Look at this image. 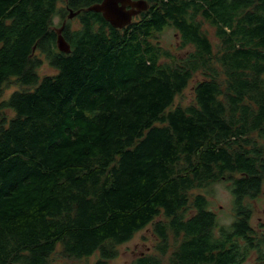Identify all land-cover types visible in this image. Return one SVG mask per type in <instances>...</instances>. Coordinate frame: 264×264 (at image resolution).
Here are the masks:
<instances>
[{
	"label": "trees",
	"instance_id": "1",
	"mask_svg": "<svg viewBox=\"0 0 264 264\" xmlns=\"http://www.w3.org/2000/svg\"><path fill=\"white\" fill-rule=\"evenodd\" d=\"M145 1L119 30L84 11L101 0H0V264H109L148 227L155 252L132 264H264L251 226L264 193V0ZM168 29L181 56L160 45ZM43 61L53 75H38ZM190 85L191 102L175 104ZM221 181L225 226L206 196Z\"/></svg>",
	"mask_w": 264,
	"mask_h": 264
},
{
	"label": "rangeland",
	"instance_id": "2",
	"mask_svg": "<svg viewBox=\"0 0 264 264\" xmlns=\"http://www.w3.org/2000/svg\"><path fill=\"white\" fill-rule=\"evenodd\" d=\"M69 21L71 28L77 27L78 20L76 18H72ZM63 23H66V21H61L58 17L53 19L52 28L56 31V33L61 28ZM205 29L208 31L209 40L214 43L215 39L213 37V31L208 27H205ZM176 41L177 39L173 31L168 29L162 34L160 38V45L170 49L178 56H181L185 50L177 49L178 44ZM39 57L43 59V57ZM37 73L41 77L53 75L55 71L47 64V62L43 61L41 67L37 70ZM196 79H200V77H197ZM14 90H18L17 86L7 88L4 91L2 98L6 99L9 97ZM192 96V89L190 85L180 97H177L175 104L187 105L191 102ZM228 187L229 182L221 181L212 185L206 193L210 209L216 214L219 225L223 226L229 225L233 220L232 196ZM251 205L253 209L251 226L254 230H264V193L262 192L257 198L252 200ZM157 242V238L152 233V228L148 227L137 233L129 242L119 246L118 256L109 264H132L139 256H143L144 254H153L155 252V245ZM96 258L97 256L94 255L88 259H82L79 261L72 260L68 262L70 264H94ZM50 262L51 264H61L64 262V259L60 258L59 255L56 254L51 257Z\"/></svg>",
	"mask_w": 264,
	"mask_h": 264
},
{
	"label": "water",
	"instance_id": "3",
	"mask_svg": "<svg viewBox=\"0 0 264 264\" xmlns=\"http://www.w3.org/2000/svg\"><path fill=\"white\" fill-rule=\"evenodd\" d=\"M148 4L145 0H101L86 9L85 12L100 14L105 22L114 29H123L130 25L133 18L147 11ZM79 12L69 11L67 19L71 20ZM65 23L57 31L56 47L60 52L69 53L70 47L63 39L61 32Z\"/></svg>",
	"mask_w": 264,
	"mask_h": 264
},
{
	"label": "bare ground",
	"instance_id": "4",
	"mask_svg": "<svg viewBox=\"0 0 264 264\" xmlns=\"http://www.w3.org/2000/svg\"><path fill=\"white\" fill-rule=\"evenodd\" d=\"M134 19V18H133Z\"/></svg>",
	"mask_w": 264,
	"mask_h": 264
}]
</instances>
